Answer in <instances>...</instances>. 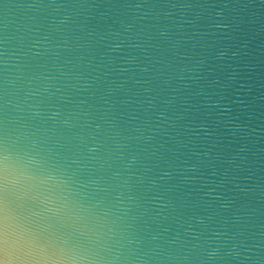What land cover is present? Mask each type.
Listing matches in <instances>:
<instances>
[{"label": "water", "instance_id": "1", "mask_svg": "<svg viewBox=\"0 0 264 264\" xmlns=\"http://www.w3.org/2000/svg\"><path fill=\"white\" fill-rule=\"evenodd\" d=\"M0 264H264V0H0Z\"/></svg>", "mask_w": 264, "mask_h": 264}, {"label": "clouds", "instance_id": "2", "mask_svg": "<svg viewBox=\"0 0 264 264\" xmlns=\"http://www.w3.org/2000/svg\"><path fill=\"white\" fill-rule=\"evenodd\" d=\"M0 179L5 188L11 186L20 191H35L45 203H54L55 193L47 186L46 178L35 174L23 162L3 164L0 169ZM35 264H88L85 254L79 250H64L53 256L41 257Z\"/></svg>", "mask_w": 264, "mask_h": 264}]
</instances>
